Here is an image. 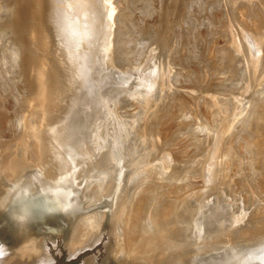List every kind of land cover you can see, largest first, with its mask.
Segmentation results:
<instances>
[{"label": "rangeland", "instance_id": "374dc122", "mask_svg": "<svg viewBox=\"0 0 264 264\" xmlns=\"http://www.w3.org/2000/svg\"><path fill=\"white\" fill-rule=\"evenodd\" d=\"M70 1L92 14L78 33L85 45L75 43L84 72H73L77 90L59 150L74 155L71 144H91V131L80 129L101 108L118 130L137 129L127 135L138 160L124 157L118 186L123 195L133 187L136 207L154 215L156 199L163 212L174 207L171 195L186 196L184 207L210 221L193 234L195 252L211 246L204 255L223 252L230 238L264 235V0H183L175 17L161 0ZM165 1L176 10L175 0ZM257 109L262 117L251 118ZM256 131L258 147L247 153Z\"/></svg>", "mask_w": 264, "mask_h": 264}, {"label": "water", "instance_id": "95a60500", "mask_svg": "<svg viewBox=\"0 0 264 264\" xmlns=\"http://www.w3.org/2000/svg\"><path fill=\"white\" fill-rule=\"evenodd\" d=\"M54 0H0V264H264V235L231 239L223 252H195L209 224L199 210L154 215L130 201L127 131L101 108L91 144L59 150L68 100L77 90L79 47L65 39ZM67 134V133H66Z\"/></svg>", "mask_w": 264, "mask_h": 264}, {"label": "bare ground", "instance_id": "6f19581e", "mask_svg": "<svg viewBox=\"0 0 264 264\" xmlns=\"http://www.w3.org/2000/svg\"><path fill=\"white\" fill-rule=\"evenodd\" d=\"M176 1V4L177 5H175V7H177V6H180L181 4H182V2H184L183 0H175ZM234 1V0H233ZM54 2H55V5H56V8H57V11H58V14H59V17H60V19L63 21V23H64V26H65V29H66V34H65V39H64V41H67V40H71V43H72V46L73 47H75V43H80L81 44V46H83V45H85V43H83V40H78V38H79V35H78V33H79V30H80V28L84 25V27L86 26L87 27V23H88V20H89V17H90V14H92V13H88V12H86V11H82L81 9L80 10H77L76 9V7L75 6H72L73 4H72V2L70 1V0H54ZM166 1L165 0H161V4H160V8H161V11H169V14L171 13V15H172V17H175V15H179V14H174V12L175 11H177V10H179V8L177 9L176 8V10H175V8L174 9H171L170 10V7H168L167 5H166V3H165ZM200 2V1H199ZM185 3H187L186 1H185ZM228 3H230V2H228ZM231 5V4H230ZM184 6V5H183ZM182 9H183V7L179 10V12L181 13V11H182ZM160 10V9H159ZM178 12V13H179ZM126 14V13H125ZM169 16V15H168ZM167 16V17H168ZM124 17V16H123ZM166 17V18H167ZM171 17V16H170ZM108 18H109V16H108ZM197 31H198V29L197 28H193L192 29V33H193V36L194 35H196V33H197ZM187 35H189V34H187ZM184 36H185V34H184ZM195 37V36H194ZM192 38V37H191ZM196 38V37H195ZM121 39V38H120ZM190 39V38H189ZM156 40H158V42H159V45L162 47V48H166L167 46L165 45V44H161V39L160 38H157ZM160 40V41H159ZM184 40H185V37H184ZM187 40H188V38H187ZM118 42V41H117ZM153 42H155V41H153ZM163 43V42H162ZM126 44V42H125V40H124V42L123 43H121V45L120 46H122V45H125ZM158 45V44H157ZM165 45V47H163ZM138 46V45H137ZM136 46V47H137ZM119 47V45H117V48ZM126 47H128V46H126ZM129 48V47H128ZM136 49V48H135ZM134 48H133V50H135ZM138 49V48H137ZM129 50V49H128ZM131 50V49H130ZM129 50V51H130ZM132 50V51H133ZM120 51H123V50H121L120 49ZM136 51V50H135ZM161 51H162V49H161ZM163 51H164V49H163ZM231 51V50H230ZM127 52V51H126ZM131 52V51H130ZM130 52H129V54H130ZM132 53V52H131ZM128 54V55H129ZM125 55H127V54H125L124 52H123V54H121V57H120V59L121 60H125V59H127V58H125ZM227 55V54H226ZM119 56V55H118ZM127 57V56H126ZM222 59V58H221ZM207 64V63H206ZM79 70H78V72L80 71V70H82L83 72H84V70H83V68H78ZM199 72V71H198ZM217 88V87H216ZM158 105L160 106V104H159V102H158ZM158 105H157V107H158ZM179 105H180V103H179ZM261 105V104H260ZM253 106V105H252ZM157 107H155L156 109H157ZM263 107V106H262ZM154 109V108H153ZM156 109H154V110H156ZM259 112V113H257V112ZM261 110L260 109H257V110H254L253 112H252V114H251V118H259V115L261 116V112H260ZM256 114H258V116H256L255 117V115ZM252 115H254L253 117H252ZM262 117V116H261ZM256 118V119H257ZM185 123V122H184ZM183 123V121H182V125L184 124ZM186 123H188V121L186 122ZM187 125V124H186ZM179 126V125H178ZM152 127V126H151ZM260 127H262V126H260ZM150 128V127H149ZM184 128V127H183ZM185 129V128H184ZM245 129V128H244ZM254 129V128H253ZM255 130V129H254ZM263 130V129H262ZM248 132V131H247ZM155 136V135H154ZM249 137V136H248ZM259 137H261V132L260 131H256L255 133H254V135L252 136V139H251V141H250V143L247 145L248 147L246 148V152L247 153H251V152H254V150L258 147L257 145H258V141H260L258 138ZM263 137V136H262ZM156 141V140H155ZM154 141V142H155ZM161 141V140H160ZM263 141V140H262ZM146 144V143H145ZM157 144V143H156ZM155 144V145H156ZM158 145V144H157ZM161 145V144H160ZM162 146V145H161ZM175 146H176V144H175ZM182 146V145H181ZM158 147V146H157ZM170 148H171V146H169ZM168 147V148H169ZM186 147V146H185ZM261 147V146H260ZM263 147V146H262ZM142 148V147H141ZM144 149H145V147H143ZM180 148V147H179ZM172 149V148H171ZM174 149V148H173ZM153 150H156V149H153ZM173 151V150H172ZM193 151V150H192ZM262 152V151H261ZM156 153H157V151H156ZM201 153V152H200ZM263 153V152H262ZM148 155V154H147ZM201 155V154H200ZM224 164V163H223ZM250 165V164H249ZM252 165V164H251ZM250 168V167H249ZM155 173V172H154ZM252 174H253V171L251 172ZM154 175V174H153ZM200 175V174H199ZM222 179V178H221ZM146 180V179H145ZM153 182V181H152ZM148 185V184H147ZM185 185V184H184ZM183 185V186H184ZM188 185V184H187ZM190 185V184H189ZM170 187V186H169ZM189 187V186H188ZM166 190V189H165ZM149 200V199H148ZM157 208V207H156ZM169 208H170V206H169ZM155 211V210H154ZM153 211V212H154ZM262 211V210H261ZM260 210H259V212H261ZM264 212V211H263ZM262 212V213H263ZM255 213V212H254ZM254 215V214H253ZM264 230V229H263ZM253 231V230H252ZM250 234V233H249Z\"/></svg>", "mask_w": 264, "mask_h": 264}]
</instances>
